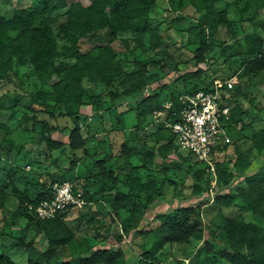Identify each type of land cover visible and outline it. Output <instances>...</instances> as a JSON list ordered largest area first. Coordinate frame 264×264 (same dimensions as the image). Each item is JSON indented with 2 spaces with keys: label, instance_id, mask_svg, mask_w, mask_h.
Returning <instances> with one entry per match:
<instances>
[{
  "label": "rangeland",
  "instance_id": "374dc122",
  "mask_svg": "<svg viewBox=\"0 0 264 264\" xmlns=\"http://www.w3.org/2000/svg\"><path fill=\"white\" fill-rule=\"evenodd\" d=\"M69 1L88 5L87 0ZM234 1L224 0L215 6V11L223 10L225 2ZM238 1V7L228 11L229 19L237 27L232 34L220 27L211 35L205 21L202 25L204 11L197 12L188 7L187 0H156L148 14L146 25L150 29H156L159 34L161 47L157 51L149 49V33L142 27L128 30L115 40H110L105 30L78 38L76 45L85 60H90L109 46L115 60L127 73L137 71L135 61L142 62L146 67V88L134 97L121 98L110 106L108 112L96 110L89 103L92 102L90 98L105 91L122 93L126 85L121 80L106 89L102 84L83 79L86 105L82 108L52 107L49 102L46 103L48 107L44 108L42 101L34 103L37 92L50 91L57 76L50 75L45 82H41L36 77L27 52L9 56L10 47L21 44L17 35L9 31L0 32V66L6 71L0 73V190L3 189L7 194L5 204L0 208V254L9 256L15 264H45L47 257L43 253L44 242L34 220L29 221L22 216L12 219L18 202L11 193V188L14 187L28 199H33L40 185L48 186L52 180L64 179H70L79 192L88 190L93 198L82 209L67 214L65 223L75 237L50 259L51 264H60L86 255L87 248L92 246L97 249H120L124 253V260L117 264H133L141 252L147 251L159 239L155 234V215L205 203L198 211V218L193 220L203 230L204 240L219 245L225 234L223 227L228 218L237 214V209L217 208L212 204L213 196L217 193L247 190L244 182L246 177L255 173L264 176V148L251 139L254 133L264 130V72L252 78L237 77L240 81L238 102L256 120L250 128L235 132L233 148L238 149L240 159L237 162V156L230 154L228 163H225V181L211 178L208 193L197 197L191 195L193 172L188 167L194 161L187 158L185 153L179 152L166 159L156 157L153 163H148L142 153L154 149L155 143L151 135L156 127L151 125L146 130H136L135 112L130 111L137 112L139 102L156 91L157 97L142 109L147 116L146 122H151L159 118L158 112H151L164 108L172 97L184 95L212 78L224 79L238 75L241 63L247 56L242 33L257 32L263 38L264 48V2ZM27 6H30L29 0H0V15L10 19L14 9ZM62 13L64 11L58 14ZM239 20H242L241 24L236 23ZM48 26L55 36L59 52L72 45L71 35L60 30L56 24L49 22ZM140 36L144 43L141 47L135 41ZM202 40H206L212 48V52L205 56L204 63L199 66L205 70V74L199 79H186V74L195 72L198 68L193 60V53ZM8 58L10 61L6 63ZM58 60L50 59L48 63ZM160 86H164L161 91ZM68 111L75 112L80 118L79 126L81 137L86 142L85 149L71 151L66 145L63 151L45 150L38 143L37 132L40 128L35 123L44 121L51 128H57L59 131L51 137L67 144V134L73 124L71 119L59 117L58 114ZM23 116H27V119ZM122 143L134 150L132 159L120 157ZM98 150L105 156H111L118 190L131 192L143 201L150 195L155 197L148 211L133 214L126 209L114 213V193L108 191V186L102 185L101 177L94 167V160L97 158L94 153ZM73 158L78 162L70 173L68 168ZM221 159L224 157L221 156L219 160ZM185 160L187 162L183 163L179 171L171 169L166 175L162 173V169L171 162ZM109 168L110 165L107 164L106 169ZM147 178L155 181L153 190L143 186ZM101 185L104 190L98 193V186ZM235 203L241 205L240 200ZM244 218L245 221H250L249 215H244ZM20 237L24 244L32 243L33 247L18 250L15 245ZM118 237L122 239L120 243L117 242ZM201 247L202 242L195 240H191L189 244H166L157 254V263L196 264Z\"/></svg>",
  "mask_w": 264,
  "mask_h": 264
},
{
  "label": "trees",
  "instance_id": "16d2710c",
  "mask_svg": "<svg viewBox=\"0 0 264 264\" xmlns=\"http://www.w3.org/2000/svg\"><path fill=\"white\" fill-rule=\"evenodd\" d=\"M30 6L19 7L14 9L10 19H6L0 15V32L9 31L17 35L20 40V46H11L9 56L17 55L20 52L29 54V61L34 69L36 77L45 82L50 75L57 76L56 82L51 86L50 91L37 92L34 103L42 101L44 108H47V102L52 107H85V89L83 88V79L91 82L102 84L106 89L122 81L125 82L126 88L122 93L113 91H105L98 96H92L91 106L101 109L102 112L110 111V106L119 102L123 97H134L146 88L145 76L148 73L142 62L135 61L136 72L127 73L123 66L115 60V56L109 46L100 50V52L90 60H85L81 54L79 47L76 45L78 38H84L95 35L105 30L110 40H115L121 34L128 30L143 28L149 33L148 47L151 51H157L161 47V41L156 29L147 27L148 14L155 6L156 0H87L88 5L84 6L79 1L69 0H29ZM188 7L195 11H204L202 25L204 21L208 26V30L212 35L217 28H225L229 34L237 28L235 22L229 19V9L237 8L239 1L225 2V8L221 11H215V6L224 0H187ZM261 2L264 0H255ZM62 14H58L63 12ZM57 14V15H56ZM55 15V16H53ZM53 16V18H51ZM40 20L46 22L41 23ZM56 24L60 30L71 35L73 43L70 47H65L59 52L53 32L50 30L48 23ZM242 20L236 22L239 24ZM241 24V23H240ZM146 25V26H145ZM239 28V27H238ZM242 39L246 46V58L242 61L238 75L239 78H252L264 72V48L263 38L257 32L242 33ZM135 41L138 46L144 43L140 37H136ZM126 45V42H124ZM212 52L210 44L206 40H202L193 53V60L197 65L195 72L186 74V79H199L205 70L199 68L204 63L205 56ZM50 59H59L57 62L48 63ZM10 59L8 58V63ZM0 73H6L3 66H0ZM233 76L227 77L231 78ZM238 80V78H237ZM209 81L205 84L193 88L185 93H194L197 90L208 86ZM237 85L231 91L230 99V118L227 123L228 133L231 138L229 153L221 162L216 164V181H225V163L231 157V153L237 156V162L240 159L239 151L233 148V140L235 132L240 129L250 128L251 124L256 120L244 110L238 102L239 88ZM160 90L164 86H160ZM154 91L151 96L142 99L135 112L136 126L138 131L146 130L149 126L156 127L152 133L155 147L151 151H144L143 157L148 163H153L157 158L166 159L170 155L182 153L175 143L170 131L165 127V122H175L178 120L179 104L176 98L172 97L170 102L173 104L168 110L158 108L151 112L162 113V116L155 118L151 122H146V113L142 110L147 107L157 97ZM88 105V104H87ZM140 108V110H139ZM122 115V113H121ZM59 117H68L72 121V128L67 134V144L53 139V133L58 132L57 128H51L46 122L38 121L35 124L40 128L38 133V143L42 144L45 150L49 152L63 151L65 146L71 151H80L85 149V139L81 137V128L79 126L80 118L78 114L68 111L65 114L59 112ZM27 119V116H23ZM36 133L34 129H31ZM252 141L260 144L264 148V130H260L253 134ZM120 157L130 160L134 156V150L129 148L126 143L120 146ZM97 157L94 160V167L97 169V175L101 177L103 186H108V191L114 193L112 208L114 213L121 210H128L133 214L148 211L149 207L155 201L153 195L148 196L144 201L138 196H134L131 192H123L118 190L117 176L112 169L111 156H105L101 150L94 153ZM186 157L194 159L186 154ZM78 160L73 158L70 162L68 172H72L77 165ZM184 162L174 161L162 169V173L166 175L171 169L179 171ZM109 164L110 168L106 169ZM193 172L191 175L192 196H199L208 193L209 184L211 182L210 175L206 172L204 166H200L195 161L188 166ZM61 179V178H59ZM70 182V179L52 180L46 186L40 185V188L33 199H28L14 187L11 193L18 202V208L12 215V219L18 217H26L29 221H33L34 225L41 235L44 242L43 253L47 259L45 264H51L50 259L55 256L59 249L67 246L73 241L75 234L69 229L65 223L67 212L57 215L51 220H37L32 213L28 211V206H37L42 202L50 201L52 198V187L55 184ZM247 190L236 193L220 194L217 193L212 198V204L217 208L237 209V214L228 218L226 225L223 227L224 237L220 239L218 246L213 241L204 240L203 230L193 219L198 218V211L206 204H199L196 207L186 206L176 208L168 213H160L154 216L153 222L157 223L155 234L159 239L155 240L147 251L139 254V257L133 261V264H158L157 254L166 245L173 244H189L191 240L201 241L196 264H264V176L259 173L252 174L244 179ZM226 184V183H225ZM98 186V193L103 192V188ZM144 187L153 190L155 181L147 178ZM76 190V188L74 187ZM83 199L85 202H91L93 194L88 190H83ZM7 199L4 190H0V208L3 207ZM240 200L241 205L235 202ZM244 215H249L250 221H245ZM148 233H151L148 231ZM15 247L18 250L33 247L32 243L24 244L22 238L17 239ZM122 241L121 237L117 238V242ZM120 260H124V253L120 249L112 250L109 248L88 247L86 255L75 259H69L60 264H117ZM0 264H15L12 259L0 254Z\"/></svg>",
  "mask_w": 264,
  "mask_h": 264
},
{
  "label": "built area",
  "instance_id": "2783aa9c",
  "mask_svg": "<svg viewBox=\"0 0 264 264\" xmlns=\"http://www.w3.org/2000/svg\"><path fill=\"white\" fill-rule=\"evenodd\" d=\"M236 76L224 79H210L208 86L194 93L180 95L178 120L165 122L175 143L182 153L189 154L200 166L206 168L216 180V164L220 157L229 153L231 138L227 123L230 118L231 91L237 85ZM169 102L164 109L172 107ZM158 113L157 117H161ZM86 205L82 193L70 182L55 184L52 198L37 206H28V211L37 220H51L64 212L80 210Z\"/></svg>",
  "mask_w": 264,
  "mask_h": 264
}]
</instances>
